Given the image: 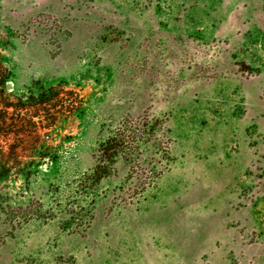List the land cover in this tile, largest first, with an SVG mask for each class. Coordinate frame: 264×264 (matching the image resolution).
Returning <instances> with one entry per match:
<instances>
[{"label":"rangeland","instance_id":"rangeland-1","mask_svg":"<svg viewBox=\"0 0 264 264\" xmlns=\"http://www.w3.org/2000/svg\"><path fill=\"white\" fill-rule=\"evenodd\" d=\"M0 264H264V0H0Z\"/></svg>","mask_w":264,"mask_h":264}]
</instances>
